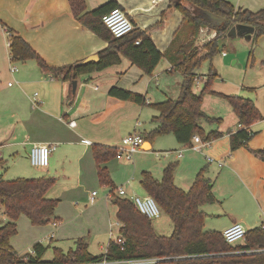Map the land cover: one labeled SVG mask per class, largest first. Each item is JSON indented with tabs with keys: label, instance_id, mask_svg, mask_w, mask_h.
Here are the masks:
<instances>
[{
	"label": "crops",
	"instance_id": "obj_1",
	"mask_svg": "<svg viewBox=\"0 0 264 264\" xmlns=\"http://www.w3.org/2000/svg\"><path fill=\"white\" fill-rule=\"evenodd\" d=\"M109 1L112 0H84L85 12H91ZM114 1L127 14L134 29L144 31L161 53L168 49L182 22V16L170 7L168 0ZM225 1L236 9L251 12L264 8V0ZM9 31L22 37L51 67L83 61L98 54L107 45L79 24L67 0H0V165L7 163V159L13 163L29 162L28 153L33 144L52 146L51 161L42 177L56 180L47 198L57 201L54 218L60 221L59 224L50 222L55 234L50 231L48 236H41L33 231L25 216H19L17 233L20 223L25 227L29 224L32 227L31 239L25 248H19L21 239L16 237L17 234L11 237L9 244L15 252L19 255L28 253L36 242L45 246V239L72 242L74 247L76 240L83 239L91 255L105 253L112 241L110 233H118L121 224L116 219L117 208L110 201V189L98 182L92 147L101 145L116 149L121 139L133 132L144 138L142 149L133 160L122 164L115 158L104 164L115 190L124 189L126 193L120 198L127 199L132 194L145 196L139 184L142 172L160 180L164 168L175 165L174 184L187 191L197 173L204 170L205 177L212 184L214 197L213 203L200 207L205 215V231L222 234L233 224H241L248 231L261 224L258 225L256 215L258 210L264 214V161L251 151L264 146V53L255 66L258 68L259 64L260 68L257 80L262 79L256 87L255 99L251 95L245 97L254 101L263 117L249 127L254 136L247 147L230 152L227 132L235 133L240 126L230 106L217 96H241L240 91L245 85L228 83L233 87L232 92L225 94L217 89L220 83L214 82L211 88L214 94L204 96L201 108L206 116L221 122L207 126L201 120L198 125L205 133L218 131L223 136L211 141L209 147L195 150L201 144L192 139L190 147H186L178 144L171 134L151 141L145 139V135L157 126L151 120L158 116V112L151 105L167 99L175 100L180 94L182 75L173 71L167 59L163 58L152 75L147 76L120 57L117 64L81 74L71 98L70 82L50 78L35 61L11 60ZM184 42V36L180 37L175 46ZM263 45L264 42L261 44L259 39L256 49ZM221 56L224 64L227 55L222 52ZM217 69L221 76L220 67ZM195 74L200 77L195 83L201 91L206 79L198 71ZM112 87L141 95L146 103L138 105L109 97L107 93ZM72 121L75 126L69 127ZM137 122L140 126L136 128ZM84 141H89L91 145H85ZM178 152L182 155L180 158L177 157ZM207 157L223 161L224 166L208 163ZM92 192H96V196L91 204L89 198ZM0 216L1 225L6 221L1 205ZM112 218L115 223H112ZM169 222L167 217L166 221L155 226L152 224L154 232L158 236H170L173 226ZM96 248L99 251L97 254L93 253Z\"/></svg>",
	"mask_w": 264,
	"mask_h": 264
},
{
	"label": "trees",
	"instance_id": "obj_2",
	"mask_svg": "<svg viewBox=\"0 0 264 264\" xmlns=\"http://www.w3.org/2000/svg\"><path fill=\"white\" fill-rule=\"evenodd\" d=\"M67 1L73 17L79 24L106 43L107 46L97 54L98 62L82 64V61H79L61 67L48 66L22 37L9 31L8 48L12 61H35L41 71L50 78L72 83L81 74L92 70L100 71L117 64L120 57L127 59L145 75L151 76L159 62L165 58L173 71L182 75L180 94L175 100L167 99L151 105L158 112V116L151 120L157 126L145 135V139L151 141L171 134L178 144L190 147L194 136L202 138L205 142L223 136V133L218 131L205 133L198 125L201 120L211 125L221 122L220 119L206 116L201 108L204 96L214 94L211 87L217 74L210 69L202 90L195 95L192 87L196 80L200 79L195 72L203 62L211 60L219 52L220 42L227 38L232 27H252L253 40L264 37V8L251 12L236 9L225 0H168L170 7L182 16V22L168 49L161 53L146 33L139 29L135 28L120 38L112 36L102 23V17L119 8L116 1H109L91 12H85L84 0ZM201 28H208L216 33V37L202 47L204 53H200L195 46ZM183 36L184 44L175 46L176 41ZM107 94L109 97L138 105L146 103L141 95L115 87ZM217 96L230 106L240 126V130L235 133L227 132L230 152L246 148L254 136L249 127L263 117L250 98ZM73 97L71 93V98ZM116 153L114 148L101 145L92 147L98 182L110 189V201L117 208L116 219L121 224L118 235L124 241L122 245L110 241L104 254L93 256L88 252L83 239H78L74 249L64 253L59 248H53L52 260L44 261L48 247L36 242L31 247V254L19 255L9 244L10 238L17 234L16 222L19 216H25L32 226L60 223L59 219L54 218L57 201L47 198V193L53 188L56 180L47 177L19 178L11 181L0 179V205L6 217V221L0 225V264H123L144 259H157L155 264H264L262 223L248 230L243 244L237 246L228 245L219 232L204 230L205 215L200 211V207L214 202L212 184L205 177L204 170L197 173L187 191L177 188L174 184L175 165L166 166L160 180L148 172L141 173L139 184L144 194L155 201L173 226L170 236H158L151 220L140 214L128 198H120L114 194L115 187L104 164L115 159ZM251 153L264 161V146ZM251 251L253 253L246 254Z\"/></svg>",
	"mask_w": 264,
	"mask_h": 264
},
{
	"label": "rangeland",
	"instance_id": "obj_3",
	"mask_svg": "<svg viewBox=\"0 0 264 264\" xmlns=\"http://www.w3.org/2000/svg\"><path fill=\"white\" fill-rule=\"evenodd\" d=\"M259 39H260V43L262 44L264 42V37L256 38L254 40L251 39L250 41L237 36L234 38H227L221 41L219 45V52L216 53L211 58V60L203 62L201 64V67L197 70L198 73L203 74L206 79L209 70L210 69L214 70L217 74V78L213 81V83L214 82L220 83V85L217 84V89L220 90L221 92H224L225 94L232 92L231 88L233 87L231 85H228V83H232V82L238 84L243 83L245 87H243L242 90L240 91L241 96L247 97L248 95H251L253 96V99H255V93L257 92L256 87L257 85L260 84V82H262L261 78H258L257 80V76H258L257 71L260 70L259 64L257 66L258 68H256L255 66L257 65L258 59L260 60L263 58L262 56L264 53V45L259 46L258 50L256 49L257 42ZM203 46L199 44L196 45V47L199 48L198 50L200 51V53H204L203 50H201ZM222 52L226 53L227 55L224 64H222V60H223L221 56ZM234 61H236L237 63L233 64ZM218 66L220 67L221 70V76H219L217 72ZM199 88H200L199 85L194 83L192 89L193 91L196 92L195 94L197 95L198 92L200 91ZM249 90H252V92ZM206 125L209 126L208 123H206ZM164 136H160V137H164ZM7 160H8L7 163L5 162L2 165H0V176H2V180L11 181V180H16L17 178L37 179L39 177L45 176L43 172H45L46 169L33 168L30 166L29 162L23 160L17 163H13L12 161H9V159ZM50 161H51V155L49 158V163ZM166 218L167 217L165 215L161 214L160 219L152 220L151 222L153 226H155L159 222L161 223L163 221H166ZM1 219L2 217L0 216V220ZM256 220L258 222V225L260 223H263L264 221V214L260 210H258V213L256 215ZM111 221L112 223H115L114 218H112ZM31 226L28 224V226L25 227L23 223H20L18 225L19 233H17L16 237H18V239H21V242L18 244L22 243L21 246L18 245L19 248H25V245H27L28 242H30L29 241L31 239L30 231L32 229ZM44 226L45 227L43 228H41L40 226H33L34 229L33 231H35L38 235L41 236L42 235L48 236L50 231H53L55 234V229L53 228L51 223H48ZM37 234L35 236H37ZM43 243L45 247H48L43 257L44 261L52 260L53 248H59L66 252L70 248L71 249L74 248V244L68 241L57 242L55 240L49 241L45 239ZM98 252L99 251L97 248L95 249V251H93V253L95 254H97Z\"/></svg>",
	"mask_w": 264,
	"mask_h": 264
},
{
	"label": "built area",
	"instance_id": "obj_4",
	"mask_svg": "<svg viewBox=\"0 0 264 264\" xmlns=\"http://www.w3.org/2000/svg\"><path fill=\"white\" fill-rule=\"evenodd\" d=\"M102 23L108 29V31L112 34L115 38H120L128 33H130L134 27L129 20L127 14L119 8L113 9L106 13L102 17ZM10 36V33H7ZM216 37V33L213 30L208 28H201L196 39V45H205L209 43ZM138 44V43H137ZM198 48V47H197ZM199 49V48H198ZM14 70V68L12 69ZM36 96V94H34ZM75 122H70L69 127H74ZM140 123L137 122L135 127H139ZM193 141L195 143L201 144L200 147L195 148V150H199V148H206L209 147L210 142H203L198 136L193 137ZM85 145H91L89 141H84ZM144 143V138L137 132H133L129 135H126L121 139L120 145L116 148V159L119 162L123 163H130L133 160L134 155L142 149V145ZM54 148L50 145L46 144H33L28 153V159L30 166L36 169H46L49 166V158L51 152ZM165 155H169L165 153ZM182 155L180 152L177 153V157L180 158ZM2 161V154L0 151V162ZM208 163H216L218 167H223L224 162L221 160H215L210 157H207ZM114 194L118 197H125L126 193L124 189H116ZM96 196V192H92L89 198V202L92 204L94 202V197ZM110 197V195H109ZM134 208L142 215L147 217L149 220H157L160 218L161 211L155 201L145 195V196H138L136 194H132L127 197ZM114 226H118L115 224ZM264 229V221L261 226ZM247 230L241 224H233L229 228L225 229L222 232V237L224 241L231 246H234L240 242H243L246 236ZM112 237V241L118 245H122L124 241L119 237L118 233H110ZM52 237V236H51ZM31 254L32 252H28ZM251 252H246V254H251ZM158 260L157 259H144V260H131L127 262H123V264H155ZM99 264H107L106 262H102ZM117 264V263H112ZM119 264V263H118Z\"/></svg>",
	"mask_w": 264,
	"mask_h": 264
},
{
	"label": "water",
	"instance_id": "obj_5",
	"mask_svg": "<svg viewBox=\"0 0 264 264\" xmlns=\"http://www.w3.org/2000/svg\"><path fill=\"white\" fill-rule=\"evenodd\" d=\"M253 32H254V29L252 27L245 26V25H236L230 29V31L226 37L227 38L228 37L234 38V37L239 36V37H243L246 40H250L251 36L253 35ZM90 62H92V63L98 62L97 54L87 57L85 60L82 61V64H86V63H90ZM76 86H77L76 81H73L71 83L72 95L75 94Z\"/></svg>",
	"mask_w": 264,
	"mask_h": 264
}]
</instances>
